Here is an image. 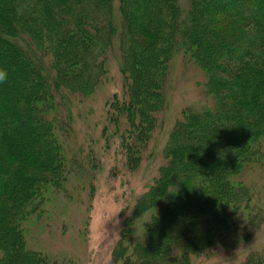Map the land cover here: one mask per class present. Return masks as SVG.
Returning a JSON list of instances; mask_svg holds the SVG:
<instances>
[{
    "label": "trees",
    "instance_id": "trees-1",
    "mask_svg": "<svg viewBox=\"0 0 264 264\" xmlns=\"http://www.w3.org/2000/svg\"><path fill=\"white\" fill-rule=\"evenodd\" d=\"M182 10L180 0H0V67L9 73L0 84V264L50 263L27 247L24 222L71 174L55 132L57 97L93 94L119 34L128 83L109 115L126 119L133 168L153 140L177 55L204 71L212 107L176 122L112 264H191L245 240L255 194L240 177L264 153V0H190Z\"/></svg>",
    "mask_w": 264,
    "mask_h": 264
},
{
    "label": "rangeland",
    "instance_id": "rangeland-1",
    "mask_svg": "<svg viewBox=\"0 0 264 264\" xmlns=\"http://www.w3.org/2000/svg\"><path fill=\"white\" fill-rule=\"evenodd\" d=\"M180 4L187 13L190 0H180ZM115 9L113 19L119 26L117 1ZM170 67L165 108L136 168L128 161L125 144L131 138L124 134L126 119L117 114L119 121L115 122L109 115L110 103L115 97L119 101L124 98L128 83L123 74L120 34L106 55V75L92 95L59 92L55 119L65 135L58 129L55 132L65 143L70 163L66 170L71 174L65 183L50 190L42 211L24 222L27 247L42 254L48 264H112L126 219L166 164L164 151L176 122L189 108L212 107L205 89L207 77L194 59L179 54ZM260 161L240 177L255 194L253 213L247 214L243 227L247 230L245 240L228 243L209 256L195 257L191 264H264V153Z\"/></svg>",
    "mask_w": 264,
    "mask_h": 264
},
{
    "label": "clouds",
    "instance_id": "clouds-1",
    "mask_svg": "<svg viewBox=\"0 0 264 264\" xmlns=\"http://www.w3.org/2000/svg\"><path fill=\"white\" fill-rule=\"evenodd\" d=\"M8 78H9L8 70L0 67V84H4L5 82H7Z\"/></svg>",
    "mask_w": 264,
    "mask_h": 264
}]
</instances>
